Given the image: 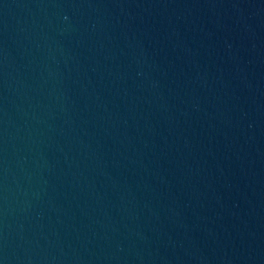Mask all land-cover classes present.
<instances>
[{"label":"water","instance_id":"95a60500","mask_svg":"<svg viewBox=\"0 0 264 264\" xmlns=\"http://www.w3.org/2000/svg\"><path fill=\"white\" fill-rule=\"evenodd\" d=\"M0 264H264V0H170L1 117Z\"/></svg>","mask_w":264,"mask_h":264}]
</instances>
